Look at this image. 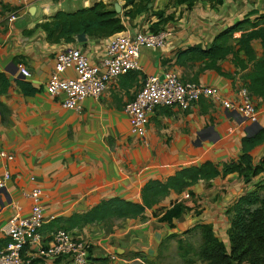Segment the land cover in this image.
<instances>
[{
    "label": "crops",
    "instance_id": "obj_1",
    "mask_svg": "<svg viewBox=\"0 0 264 264\" xmlns=\"http://www.w3.org/2000/svg\"><path fill=\"white\" fill-rule=\"evenodd\" d=\"M100 1L114 10L119 2L120 14L132 32L147 31L150 22L157 20L152 12L134 20L125 18L124 0H29L24 5L0 0V152L15 157L8 161L0 155V177L6 169L12 173L7 188L0 190V248L8 240L2 229L9 219L30 213L31 200L25 192L33 186L43 189L45 212L56 217L86 212L111 197L140 202L149 180H164L180 168L206 161L222 170L225 162L241 154L244 136L264 129V101L257 97L256 122L210 98L201 99L188 111L178 106L157 107L149 114L146 142L131 132L124 111L145 75H160L167 69L183 80L219 88L224 98H235L247 70L236 72L230 59H224L219 64L229 74L225 76L216 70L202 71L200 62L176 64L175 56L189 46L210 45L216 35L251 10L264 11V0H225L217 9L200 0L189 10L169 5V0H155L154 11L176 13L164 26L171 32L165 47L143 48L142 70L112 80L100 98L83 99L81 110L65 109L63 96L53 97L47 90L57 54L79 47L92 62L101 64L112 37L87 35L83 43L77 39L53 43L39 24L60 10L75 11ZM17 9L18 19L9 21ZM144 17L148 23H142ZM253 45L261 50L258 41ZM20 64L30 70V77L20 74ZM76 76L73 69L62 74L66 79ZM6 84L7 90L2 91ZM250 153L258 163L264 156V142ZM257 185L264 193V171L248 182L238 172L222 173L200 179L183 192L171 191L142 216L93 223L71 233L92 243L91 264H202L194 253L202 243L201 229L196 226L211 225L215 235L228 244L229 207ZM175 203L185 207L183 214L172 223L160 221L156 215H163ZM196 238L201 239L198 246Z\"/></svg>",
    "mask_w": 264,
    "mask_h": 264
},
{
    "label": "trees",
    "instance_id": "obj_2",
    "mask_svg": "<svg viewBox=\"0 0 264 264\" xmlns=\"http://www.w3.org/2000/svg\"><path fill=\"white\" fill-rule=\"evenodd\" d=\"M155 0H124L125 18L134 20L152 12L157 20L150 22L149 29L154 33L164 30L165 24L176 17V13L166 14L164 10L154 11ZM200 0H169V5L192 9ZM214 9L225 0H207ZM183 13V10L181 14ZM53 43L73 42L79 33L85 32L91 38H109L126 31L124 18L108 4L100 1L92 6L75 11H58L39 24ZM261 44V50L254 48L253 42ZM176 64L203 63L201 70H216L221 75L219 62L230 59L236 72L246 71L243 84L251 94L264 101V11L251 10L242 19L228 25L215 36L212 43L203 47L201 44L178 50ZM242 84V85H243ZM7 90V84L2 91ZM264 142V129L251 136L242 138V152L237 159L224 163L222 170L213 161H206L200 166L178 169L164 180L151 179L142 188L141 201H132L121 197L102 200L88 211L59 216L47 222L43 232L59 229L73 231L86 225L105 222L114 218H135L142 216L147 208H152L161 198L171 191L183 192L200 179H212L219 175L238 172L245 181L264 171V156L258 163L251 155L253 148ZM263 187L238 198L230 207L231 226L228 230V244L215 235L209 224H199L202 243L194 250L202 264H264V193ZM185 211L181 203H175L163 215H156L160 221L169 222L180 217ZM8 240L4 243L7 244ZM5 244V245H6ZM180 248L182 245L180 243ZM193 249V248H192ZM185 253L188 251L185 250ZM56 264L59 260L55 261ZM30 264H45L37 259Z\"/></svg>",
    "mask_w": 264,
    "mask_h": 264
},
{
    "label": "built area",
    "instance_id": "obj_3",
    "mask_svg": "<svg viewBox=\"0 0 264 264\" xmlns=\"http://www.w3.org/2000/svg\"><path fill=\"white\" fill-rule=\"evenodd\" d=\"M22 5L29 0H7ZM20 9L8 16L15 21ZM171 32L158 33L143 29L116 34L107 43L101 64L92 62L79 47H69L56 56L54 71L47 83V90L53 97L63 96L65 109L79 111L81 101L88 97L100 98L108 84L121 75L142 70L139 57L143 48H163ZM73 69L75 78H63L66 70ZM19 72L25 78L31 76L30 70L19 65ZM203 98H210L228 110L235 111L251 121H257L254 96L244 84L235 98L227 99L219 88L203 85L195 81L183 80L179 74L167 69L164 76L145 75L143 84L134 99L128 101L124 111L128 115L131 132L146 142L149 114L160 106H178L183 111L191 110ZM0 155L8 161L14 160V154L1 151ZM12 179V173L6 169L0 177V190L6 189ZM31 200V211L27 216L14 215L5 224L2 233L8 238L7 244L0 248V264H30L41 259L45 264H91L92 243L79 239L64 229L43 232V226L56 216L47 215L43 205L44 191L36 185L25 192Z\"/></svg>",
    "mask_w": 264,
    "mask_h": 264
},
{
    "label": "water",
    "instance_id": "obj_4",
    "mask_svg": "<svg viewBox=\"0 0 264 264\" xmlns=\"http://www.w3.org/2000/svg\"><path fill=\"white\" fill-rule=\"evenodd\" d=\"M152 4H149V6L151 7ZM115 11L117 13H120L122 11V6L121 4L118 2L115 4ZM76 39L78 42L80 43H83V42H87L88 40V36L85 32H82V33H79L77 36H76Z\"/></svg>",
    "mask_w": 264,
    "mask_h": 264
},
{
    "label": "rangeland",
    "instance_id": "obj_5",
    "mask_svg": "<svg viewBox=\"0 0 264 264\" xmlns=\"http://www.w3.org/2000/svg\"><path fill=\"white\" fill-rule=\"evenodd\" d=\"M149 14H150V13H149ZM150 17H151V16L149 15L148 18H150ZM140 22H141V21H140ZM146 22H147V21H146V17H144L142 23H146ZM142 23H141V24H142ZM147 23H148V22H147ZM137 25H138V23H137ZM134 27H137V26H134ZM160 76L163 77V76H164V73L160 74ZM115 82H117V80L114 81V82L110 85L109 88H113V87H114L113 85H115ZM104 94H105V92H104L102 95H104ZM25 204L27 205L28 203L25 202ZM91 208H92V207H91ZM200 241H201V239H199V238H196V239L194 240L196 246L199 245Z\"/></svg>",
    "mask_w": 264,
    "mask_h": 264
}]
</instances>
